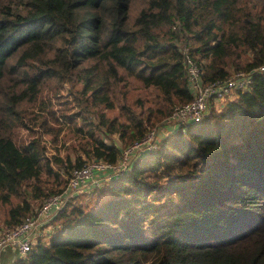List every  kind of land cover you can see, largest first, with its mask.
Here are the masks:
<instances>
[{
  "label": "trees",
  "instance_id": "trees-1",
  "mask_svg": "<svg viewBox=\"0 0 264 264\" xmlns=\"http://www.w3.org/2000/svg\"><path fill=\"white\" fill-rule=\"evenodd\" d=\"M185 45L204 82L254 70L251 84L70 197L50 239L18 262L264 264V0H0L3 224L64 188L50 180L67 182L51 162L67 173L85 163L47 156L37 137L15 142L41 93L75 89L83 120L120 141L94 135L87 155L114 163L193 98Z\"/></svg>",
  "mask_w": 264,
  "mask_h": 264
},
{
  "label": "built area",
  "instance_id": "built-area-1",
  "mask_svg": "<svg viewBox=\"0 0 264 264\" xmlns=\"http://www.w3.org/2000/svg\"><path fill=\"white\" fill-rule=\"evenodd\" d=\"M189 50L186 45L182 47L193 98L177 104L172 113L149 128L143 138L121 148L116 162L92 159L81 166H73L68 173L65 187L61 191L50 194L32 214L24 217L17 225L0 229V254L4 250L12 249L20 257H25L40 238L41 241L50 239L51 234L56 230L57 223L54 219L70 197L89 188L102 186L104 180L112 174L129 169L139 152L154 149L159 136H164L183 124L200 121L212 104L222 102L228 96H235L251 84L254 70H242L234 72L229 78L204 82L201 67ZM258 69L263 71L264 64Z\"/></svg>",
  "mask_w": 264,
  "mask_h": 264
},
{
  "label": "rangeland",
  "instance_id": "rangeland-1",
  "mask_svg": "<svg viewBox=\"0 0 264 264\" xmlns=\"http://www.w3.org/2000/svg\"><path fill=\"white\" fill-rule=\"evenodd\" d=\"M66 87H68V84H66ZM78 95L75 89L71 90L67 88H62L59 92L52 89L41 93L33 107L30 108L31 113L26 115L24 117V122L18 124L15 128L13 138L17 145L19 147L25 146L34 137H37L41 143L46 146L45 154L47 156L51 157L53 154H56L65 161L71 159L74 162L80 159L86 162L92 160L87 155L86 149L89 147L88 144L94 140V135H101L102 138L109 142L120 144L117 134H106L101 129L92 125L90 121L83 120V116L80 113ZM231 96L226 97L222 102L219 101L215 103V105H212L220 109L236 95ZM107 112L110 115L115 113V111L110 110ZM51 164L55 170H59L63 173L64 178L67 180L69 172L67 173L62 170L55 162H51ZM46 175L47 174H44V176ZM55 177V174L50 176V180L53 181L54 186L61 189L65 187V181L62 183L55 181ZM105 195V192L102 194L91 193L89 196L86 195L82 201L84 203L87 201L98 202L102 200ZM34 203L35 210L40 204H38V202ZM7 211L8 206L0 205V229L6 228L3 221L7 215ZM55 224L56 223L53 221V225ZM40 240L41 238L39 241ZM4 251L0 256L1 264H22L18 262L20 256L15 251L12 249Z\"/></svg>",
  "mask_w": 264,
  "mask_h": 264
},
{
  "label": "crops",
  "instance_id": "crops-1",
  "mask_svg": "<svg viewBox=\"0 0 264 264\" xmlns=\"http://www.w3.org/2000/svg\"><path fill=\"white\" fill-rule=\"evenodd\" d=\"M109 173L111 174L112 172H109ZM4 252H5V251H4ZM4 252H3V253H4ZM3 253H1V254H3ZM1 254H0V256H1ZM0 264H1V261H0Z\"/></svg>",
  "mask_w": 264,
  "mask_h": 264
}]
</instances>
